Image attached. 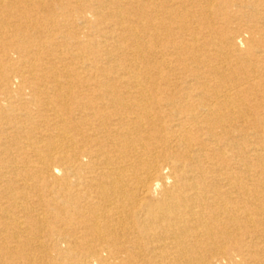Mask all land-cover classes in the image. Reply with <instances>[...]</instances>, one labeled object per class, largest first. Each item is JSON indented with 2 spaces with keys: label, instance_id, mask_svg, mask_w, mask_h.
<instances>
[{
  "label": "bare ground",
  "instance_id": "obj_1",
  "mask_svg": "<svg viewBox=\"0 0 264 264\" xmlns=\"http://www.w3.org/2000/svg\"><path fill=\"white\" fill-rule=\"evenodd\" d=\"M0 264H264V0H0Z\"/></svg>",
  "mask_w": 264,
  "mask_h": 264
}]
</instances>
